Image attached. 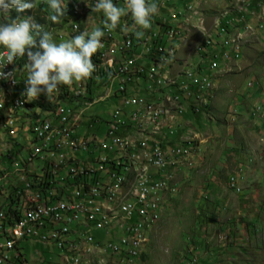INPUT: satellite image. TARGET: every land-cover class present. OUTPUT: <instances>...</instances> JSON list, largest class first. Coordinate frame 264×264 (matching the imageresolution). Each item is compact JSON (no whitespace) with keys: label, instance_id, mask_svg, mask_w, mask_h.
Segmentation results:
<instances>
[{"label":"rangeland","instance_id":"obj_1","mask_svg":"<svg viewBox=\"0 0 264 264\" xmlns=\"http://www.w3.org/2000/svg\"><path fill=\"white\" fill-rule=\"evenodd\" d=\"M40 1L47 4V0H33L35 7ZM95 1L83 2L89 29L93 16L102 14L91 10ZM235 1L186 0L198 6L193 13L198 11L200 17L187 12L188 6L185 8V18L180 19L185 23L179 25L183 35L172 37L178 42L176 45L171 39L176 53L164 71L168 76L176 77L179 73L194 72L197 66L212 83L208 90H195L200 93L199 99L196 94L197 99L191 97L193 108L198 112L185 113L183 121L186 120L188 125L180 131L186 132L188 137L176 146L182 151L177 159L179 163L168 168L172 171L166 169L164 175L159 172L156 177V180L162 176L169 179V188L173 191H166L161 218L143 233L142 252L132 264H264V29L255 31L252 27L254 32L250 31L239 58H234V52L226 53L229 50L223 48L221 59L213 64L214 70H208L210 63L201 55L210 56V49L218 41L215 23L226 19L237 21V13L229 7ZM157 5L162 6L161 9L158 7V13H163L168 3ZM7 15L3 14L0 19L4 20ZM247 22L256 25V19ZM227 26L231 32H243L245 27L244 22ZM156 29L164 30V22L161 21ZM71 33L61 37L62 40H54L57 44L66 42ZM207 40L213 43L210 47H205ZM173 46L167 45V52ZM217 46L221 47L218 43ZM171 94L165 96L170 98ZM151 98L156 100L154 95ZM46 102L44 99L40 105L42 110L47 108ZM116 105V99H105L90 108L88 115L96 113L105 119ZM31 121L35 123V120ZM24 129L23 124L0 127V154L24 142ZM83 135L87 134L78 136ZM137 135L140 133L130 132L133 142ZM158 141L163 144L162 139ZM171 149H175V145ZM61 153L66 154V151ZM93 235L101 240L110 239L101 232L94 231ZM118 239H111V243H119ZM23 246L29 264H36L33 261L36 250L50 264L60 263L58 251L52 246L45 247L30 239L23 242ZM18 262L22 264V258L13 261L14 264ZM106 262L98 258L94 264Z\"/></svg>","mask_w":264,"mask_h":264},{"label":"built area","instance_id":"obj_2","mask_svg":"<svg viewBox=\"0 0 264 264\" xmlns=\"http://www.w3.org/2000/svg\"><path fill=\"white\" fill-rule=\"evenodd\" d=\"M113 2L117 6H124V0ZM164 2L168 3L167 7L163 8L164 12L152 17V27L142 30V38L137 39L135 32L131 30L133 21L130 14L121 18L114 31H106L102 38L103 46L92 57L96 67L92 76L85 81L74 82L71 87L64 86L59 94L62 102L60 112L43 120L40 125H29L24 133V142L14 145L11 151L0 157V182H5V187L9 188V195L0 196V264H3V260H10L11 264L15 252H22V264H29L27 251L23 246V242L28 239L56 249L60 261L56 264H69V244H78L76 236H83V241H88L89 247L105 248V256H110V248H117V256L110 257H113V264H119L122 247L111 246V239H118L122 227H128L129 219H137V204H145L149 209L150 186L157 182L155 176L150 175V165H167L163 150L167 145H174V139L181 136L179 129L188 125L183 121L185 113L188 110L193 114L198 112L191 102V90L201 91L203 82L207 79L196 66L192 80L185 84H175L174 81L169 83L166 91H163V97L168 93L178 96L189 93V100L184 103V110H178L177 125L173 129H165L161 134L163 144H157V151L147 152L144 160L139 161V164H142V172L139 175L146 176L139 199L129 204V211L126 213L115 211V204L123 203V196L110 204L108 210H101V198L104 196L100 193L101 183H113V180H104V171L115 170L116 174L120 165H125L126 161L125 158L124 162H115V168H108V159H113V148L117 146L120 129L124 128V125H131V132H142L133 129L131 111H135L143 101H150V97L155 95L153 80H157L163 75L164 69L169 67L167 45L171 43V37L183 35L179 33L181 21H175V14L183 12L185 18V8L191 2L148 0V3ZM67 5H76V14H65L70 15L69 25L61 29L60 35H52L55 43L57 41L54 38L67 35L79 20L80 0H67ZM235 12L237 21L232 22L241 24L242 21L264 17V5H254V0H241L239 5H235ZM41 16L46 19V24L57 26V23H50L49 15ZM103 20L101 14L100 26H103ZM156 21L164 22V30H156ZM125 28H128V31H124ZM227 35L223 34L219 39L227 41ZM114 43H121V50L119 53H112L109 66V62L100 61V52L107 50V45ZM222 51L223 47H218L215 42L210 49V56H203V59L212 66L221 59ZM20 59L21 57H18L13 64L5 65L3 71L11 72L13 65H20ZM4 63L6 60L0 66ZM25 65L20 66L21 76H15V82L0 80V91L6 90V87L21 89V83H25L28 74ZM80 92H87V100H77V93ZM10 98H17V106L21 105L18 96L8 97L5 108L0 110V117H5V122L10 119V113L14 112L15 106H10ZM108 98L116 99L117 105L108 113L107 118L102 119L96 113L88 115L90 108ZM167 112L169 111H159V115L151 117L150 123L145 127L153 126L158 119H166ZM79 134H87V142L81 145V152H76V159L71 163L53 166L51 154L56 150L73 152V138ZM88 135H96V142H88ZM130 142V154L137 153L140 148H144V144H155L149 136L144 143H132V140ZM175 149L181 151L178 147ZM25 160H32V165L44 168V179H37L36 188L41 189V198L34 199V210L28 215H21L24 199L14 201L13 192L24 183V175H35L30 174V169H24ZM167 170L172 171L168 168ZM60 178H68L69 187L59 186ZM48 186H56L55 195H47ZM65 197H74V204H65ZM11 204H19V212H11L9 220H2L1 212L3 209L11 210ZM48 204H55V211H48ZM104 212L119 214V223L111 229L101 228ZM63 218H70V225H63ZM51 223H58L59 231H51ZM73 226L81 227V235L67 234V227ZM138 228H143L140 221H137L135 229H130L133 231V238H136ZM94 231L101 232L110 239L101 240L93 235ZM34 255L36 261L35 256L33 261L36 264H50L46 257H41L39 250H36Z\"/></svg>","mask_w":264,"mask_h":264},{"label":"bare ground","instance_id":"obj_3","mask_svg":"<svg viewBox=\"0 0 264 264\" xmlns=\"http://www.w3.org/2000/svg\"><path fill=\"white\" fill-rule=\"evenodd\" d=\"M84 1L85 0H80L79 20L75 22V26H73L70 30V32H72L70 35V39L75 35L80 34L81 32L84 31L91 32L94 28L97 27L103 28V26H100V17L93 16V19L90 22L92 29L91 28L89 29V25L87 24V20L85 19L86 15H84V11H85V9H83ZM240 1L241 0H236L235 3L231 2L229 7L235 10V5H239ZM66 2L67 0H64L65 5ZM254 5H264V0H257V3L255 2ZM197 7L198 6L196 4L190 3L188 5V10L186 11L190 12V14H192L194 17L196 15L200 17V13L198 11L196 13H193V11L197 10ZM65 11L66 14H76V5H67ZM203 12L201 15H203ZM176 16L178 18L177 21H181L180 19L181 17H183V12H176L175 18ZM65 19L66 20L64 21H66V23L64 24V26H62L63 27L62 29H65V27L69 25L70 15H65ZM232 21H236V20L226 19L225 22L219 20L218 23H215L218 28V30L215 32V35H216V39L218 40L217 41L218 45L225 48V50L227 51L229 50L226 53L234 52L235 53L234 58H239L240 55L239 52L242 50L245 41L249 37L248 35L251 34L250 31L253 30L252 27L255 28V31L264 29L263 28L264 19H261V17H259L258 20H256V25L247 21H242L244 22V26H245L243 32L241 31L239 32L238 30L231 32V29H229L228 28L229 26L227 25L231 24L233 26H236V22H232ZM184 23L185 22L181 21L180 25ZM221 23H228V24H221ZM160 24L161 21H156V26ZM50 31H49L50 33H53L54 31L59 32L61 31V29L59 30L58 28L52 27ZM180 32L181 31H179V33ZM60 34L61 32H59V35ZM223 34H228L227 41L225 39H219L220 36H222ZM65 40H67V38H65ZM172 43L173 42H171L170 44ZM177 43L178 42H175L176 45ZM212 44L213 43L210 40H207L205 47H210ZM120 50H121V43H114L107 45V50H102L100 52V61L109 62L112 58V53H119ZM177 50H178V46H177ZM4 51H6L4 48H0V57L3 56ZM175 53H176V49L175 47H172L167 52V58L168 59L173 58ZM3 61L4 59H0V64H2ZM214 68H215L214 65L211 66L210 64L208 70H214ZM14 70H15L14 72L15 76H21L20 65H13L12 71ZM193 77H194V72L179 73L176 77H170L165 73V71H163V75L159 76L157 80H153V88L155 89L156 92L154 96H156V100H152L151 98L150 101H143V104L139 105V108H135V111H131V119H133V129L137 131H142L139 132L140 135L136 136V141L135 142L132 141V143H144L146 142L149 136L150 140L155 144H144V148H140L137 151V153L130 154V149H131L130 140H132L130 138L131 125H124V128L120 129V137L117 140V146L116 148H113V159H108V168H115V162H124L125 158L126 161H125V165H120V167L118 168V172L116 174H115V170L104 171V180H113V183L112 185L111 182L101 183L100 193L104 194V196L101 198V210H108L110 204H112L114 201L119 200L123 196V203H116L115 211H117L118 213H126L127 211H129V204H132L133 200L139 199L140 193L144 189V185L146 183V176L139 175L140 172H142V164H139V161L144 160V158L147 156V152L157 151V144H162L158 141V139L163 140V136L161 134L164 132L165 129H173L177 124L176 120H177L178 110H182V107L184 105L183 98H185L186 100L189 99L188 98L189 93H182V96H178L175 95V93H173L170 95V98H167L165 95L163 97V91H166L167 86L172 81H174L175 84H185V82L183 81L180 82V80H184L187 83L188 80H192ZM211 83L212 80L210 78H207L206 82H203V89L208 90L211 87ZM25 87L26 84L21 83V89L6 87V90L0 91V110L5 108V103L8 97H15L17 96L16 95L17 93L19 94L18 102L21 103L20 106H17V98H10V106H15L14 112L10 113V119L6 122L4 120L5 117H0V125H4L6 126V128H10L11 124H16V123L19 124L18 122L20 121V117L28 110L29 107L28 103L30 102L26 99V97L22 95V93L25 91ZM62 89H63V85L62 87H60L59 92L55 94V98L52 101L48 102L47 108L45 110L41 109V110H37L35 114H29L30 115L29 117H31L29 119L30 125H40L43 123V120L48 119L49 117H53L57 115L58 112H60V109H62V102H61V95L59 94L62 91ZM195 94L199 99L200 93H197V91L192 89L191 97L196 98L194 96ZM41 97H43V99L48 100L44 94H41ZM77 99L87 100V92L77 93ZM38 108L39 106L36 107V109ZM159 111H169L167 112V118L158 119L157 121L154 122L153 126L145 127L150 123L151 117H157L159 115ZM32 119L35 120V123H32L31 121ZM170 121L172 122L170 127L166 126L165 124ZM85 142H87V135L78 138V140L73 143V152L66 151L65 155L53 154L51 156V163L53 164V166H61V164H67L73 162L76 159V152H81V145H83ZM88 142H96V135H90V136L88 135ZM176 146L178 145H175V147ZM178 148L179 150H181V147ZM6 153L7 152L1 153L0 157ZM181 153L182 151H178L177 149L169 150L167 148H164L163 157L164 159H167V165H162V164L150 165V175L155 176L156 178L159 172L164 175L165 174L164 172L167 168L177 166L179 163V160L177 159H180L179 157H181L180 156ZM24 169H30V174H35V175H24V183L19 185L17 190L13 193V199L14 201H22L24 199V204L21 206V215H28L30 212L34 210V199L41 198V189L36 188V184H37V179H44V168L42 167L35 168L32 166V160H25ZM67 179L68 178H60L59 186L69 187V185L66 186ZM168 180L163 179L162 176V178L157 180V182H153V186H150V192H149V205H150L149 209H147V205L145 204H137V219L134 222H131L132 219H129L128 227H122L123 235L118 239L119 243H111V246L122 247V255L119 256V264H132L135 258H138V255L142 252L143 244L145 242L143 233L145 232V230H147L150 226L154 225L161 218L162 205L165 200L164 195L168 189L169 191H173V188L171 189L169 188L170 186ZM0 189L3 190V192L0 193V196L9 195V190H8L9 188L5 187V182H0ZM55 193H56V186L47 187V195H55ZM65 204H74V197H65ZM48 211H55V204H48ZM11 212H19V204H11V210L3 209V211L1 212V219L9 220L11 217ZM118 219H119V214L104 212L101 220V228L111 229L113 226L116 225V221ZM137 221H140V226H143V228H138V230L136 231V238H133V231L130 229L136 228ZM63 225H70V218H63ZM51 231H59V224L51 223ZM67 234L81 235V227L80 226L67 227ZM76 243L78 244L77 245L69 244V251L71 252V255L69 257V264H94V262L98 258H102L103 260H106L107 261L106 264H113V257L110 256H117V248H110V256H105V248L89 247L88 241H83V236H76ZM20 258H22V252H15L13 259H11V264H14L13 263L14 259L18 260ZM3 264H10V260H3Z\"/></svg>","mask_w":264,"mask_h":264},{"label":"clouds","instance_id":"obj_4","mask_svg":"<svg viewBox=\"0 0 264 264\" xmlns=\"http://www.w3.org/2000/svg\"><path fill=\"white\" fill-rule=\"evenodd\" d=\"M47 3L50 9L49 20L59 23L66 14L64 0H47ZM34 7L33 0H0V12L9 13L14 10L17 14L10 22L0 23V46L6 50L0 57L6 60L0 66V80L15 82V70L6 73L3 69L5 65L13 64L18 57L26 55L28 74L22 95L28 101L37 99L41 94L52 101L61 85L71 87L74 82L89 79L96 70L92 57L103 46L105 32L114 31L122 17L131 15V30L140 39L144 35L142 30L152 27V17L158 13V5L148 3V0H124L123 7L117 6L113 0H96L91 10L103 14V28L81 32L57 44L52 34L45 31L31 15H21ZM123 30L128 31V28Z\"/></svg>","mask_w":264,"mask_h":264},{"label":"trees","instance_id":"obj_5","mask_svg":"<svg viewBox=\"0 0 264 264\" xmlns=\"http://www.w3.org/2000/svg\"><path fill=\"white\" fill-rule=\"evenodd\" d=\"M3 14H5V13H3V12H0V16H2ZM8 15H7V18H5L4 20H1L0 19V23H4V22H10V20L11 19H14L15 17H16V13H15V11L14 10H12L11 12H9V13H7ZM50 14V9H49V6H48V3L47 4H45V3H43V2H40V3H38V5L35 7V9L33 10H30V11H28V12H26V13H23V14H21L22 16H24V17H27V16H29V15H32L33 16V18L35 19V21L37 22V23H39V24H43L42 26H43V29L45 30V31H47V32H49L50 31V29H52V27L53 28H58L59 30L60 29H62L63 27L62 26H64V24L66 23V21H64V20H66L65 19V16L64 17H62V19H60V21H59V23L57 24V26L56 25H50V24H46L45 23V21H46V19L43 17V16H41V15H49ZM50 21V20H49ZM48 21V22H49ZM64 21V22H63ZM50 23L51 24H53V22H51L50 21ZM60 24V25H59ZM51 26V27H50ZM46 27V28H45ZM55 33V34H54ZM52 35H59V33H58V31H54L53 33H52ZM0 48H3V46H0ZM201 55H204V54H201ZM27 63V56L25 55L24 57H21V59H20V66L22 67V66H24V64H26ZM60 87H62V85L60 86ZM63 87H64V85H63ZM193 90H199V89H193ZM189 111V110H188ZM187 111V112H188ZM191 112V111H190ZM184 127V126H183ZM182 127V128H183ZM181 128L179 129V132L181 133ZM69 185V179H67V183H66V186H68ZM5 190V189H4ZM16 191V190H15ZM14 191V192H15ZM3 192V190H1L0 189V193H2ZM13 192V193H14ZM252 225V224H251Z\"/></svg>","mask_w":264,"mask_h":264},{"label":"crops","instance_id":"obj_6","mask_svg":"<svg viewBox=\"0 0 264 264\" xmlns=\"http://www.w3.org/2000/svg\"><path fill=\"white\" fill-rule=\"evenodd\" d=\"M171 39L174 41V39L171 37ZM175 42V41H174ZM172 44H174V43H172ZM172 44H168V46L169 47H171V46H173ZM173 47H175V46H173ZM207 55V54H206ZM205 55V56H206ZM202 57H203V55H202ZM46 97V96H45ZM43 97H41V95L37 98V99H35V100H33V101H30L29 103H28V110L20 117V121L18 122L19 124H23L24 126H25V132H26V130H27V128H28V126L30 125V121H29V119H28V117L27 116H29V114H35V112L37 111V110H41V104L43 103ZM77 100H81V99H77ZM186 99L185 98H183V101H185ZM188 100V99H187ZM48 102H49V100H47V102L45 103V106L47 107V104H48ZM37 106H39V108L38 109H36V107ZM5 120V119H4ZM186 121V120H185ZM187 122V121H186ZM17 124V123H16ZM16 124H14V125H16ZM170 124H172L171 122H167L165 125L166 126H169L170 127ZM4 125H0V127H3ZM186 131H188V129L186 130ZM189 132V131H188ZM185 135H187V133L185 132V133H181V136H180V138H177V139H174V145H178V143L179 142H184V141H186V137H188V136H185ZM80 137H84V135L83 136H78V135H76L74 138H73V143L74 142H76L77 140H78V138H80ZM183 139V140H182ZM187 140H189V139H187ZM174 145H167V149H171L172 147H174ZM62 151H64V150H56L55 152H58L57 154H54V155H59V154H62L61 152ZM62 155H65V154H62ZM18 264H19V262H18Z\"/></svg>","mask_w":264,"mask_h":264}]
</instances>
